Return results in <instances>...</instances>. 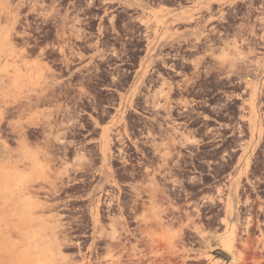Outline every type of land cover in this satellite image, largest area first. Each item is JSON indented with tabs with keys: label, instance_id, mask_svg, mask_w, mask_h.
<instances>
[{
	"label": "flooded vegetation",
	"instance_id": "1",
	"mask_svg": "<svg viewBox=\"0 0 264 264\" xmlns=\"http://www.w3.org/2000/svg\"><path fill=\"white\" fill-rule=\"evenodd\" d=\"M0 33V144L65 256L167 264L227 208L264 239V0H0Z\"/></svg>",
	"mask_w": 264,
	"mask_h": 264
},
{
	"label": "rangeland",
	"instance_id": "2",
	"mask_svg": "<svg viewBox=\"0 0 264 264\" xmlns=\"http://www.w3.org/2000/svg\"><path fill=\"white\" fill-rule=\"evenodd\" d=\"M6 37V34L0 33V42ZM6 67L0 65V89L5 88L3 76L7 73ZM22 158L21 151L12 154L0 144V264H101L93 258L74 261L63 254V242L46 234L47 224L36 211L38 198L28 191L33 176L23 170ZM232 213L233 210L227 208L225 224L219 230L210 225H197L189 217L187 254L184 257L175 250L178 235L172 232L167 239L172 248L169 263L264 264V239H257L250 245L245 243L244 224L230 220ZM199 227L202 235L198 234ZM191 236H197L202 241L199 249L195 250V246L191 245ZM228 243L233 245L231 252L224 247Z\"/></svg>",
	"mask_w": 264,
	"mask_h": 264
},
{
	"label": "bare ground",
	"instance_id": "3",
	"mask_svg": "<svg viewBox=\"0 0 264 264\" xmlns=\"http://www.w3.org/2000/svg\"><path fill=\"white\" fill-rule=\"evenodd\" d=\"M201 232V231H200ZM208 240V239H207ZM234 240V238L232 239ZM204 241L206 242L205 238H204ZM225 249L229 252H231L233 250V245L231 243H228V244H225L224 245Z\"/></svg>",
	"mask_w": 264,
	"mask_h": 264
}]
</instances>
